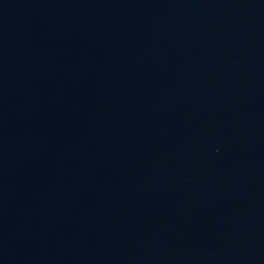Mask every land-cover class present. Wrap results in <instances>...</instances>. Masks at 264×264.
<instances>
[{"label":"water","instance_id":"95a60500","mask_svg":"<svg viewBox=\"0 0 264 264\" xmlns=\"http://www.w3.org/2000/svg\"><path fill=\"white\" fill-rule=\"evenodd\" d=\"M0 264H264V0H0Z\"/></svg>","mask_w":264,"mask_h":264}]
</instances>
